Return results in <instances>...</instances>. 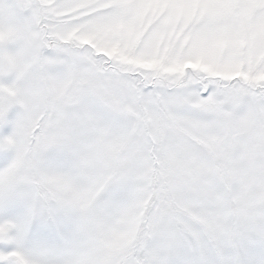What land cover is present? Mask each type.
Returning a JSON list of instances; mask_svg holds the SVG:
<instances>
[{
    "label": "snow or ice",
    "instance_id": "obj_1",
    "mask_svg": "<svg viewBox=\"0 0 264 264\" xmlns=\"http://www.w3.org/2000/svg\"><path fill=\"white\" fill-rule=\"evenodd\" d=\"M0 264H264V0H0Z\"/></svg>",
    "mask_w": 264,
    "mask_h": 264
}]
</instances>
